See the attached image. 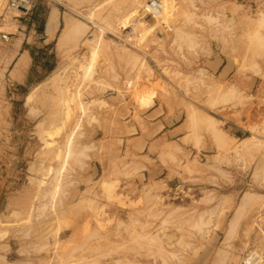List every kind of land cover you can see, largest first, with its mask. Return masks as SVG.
<instances>
[{
	"label": "rangeland",
	"instance_id": "374dc122",
	"mask_svg": "<svg viewBox=\"0 0 264 264\" xmlns=\"http://www.w3.org/2000/svg\"><path fill=\"white\" fill-rule=\"evenodd\" d=\"M48 1L63 18L56 70L14 87L13 54L0 55V264H13L20 244L27 264L264 258V0ZM59 19L54 9L49 33ZM156 97L201 149L162 148L179 187L132 197L120 178L143 162L109 137ZM95 162L104 167L83 190Z\"/></svg>",
	"mask_w": 264,
	"mask_h": 264
},
{
	"label": "crops",
	"instance_id": "0c3cea01",
	"mask_svg": "<svg viewBox=\"0 0 264 264\" xmlns=\"http://www.w3.org/2000/svg\"><path fill=\"white\" fill-rule=\"evenodd\" d=\"M54 9L58 11L59 27L52 34L48 31V23ZM59 8L54 7L48 0H37L33 12L20 22L19 32L12 38L10 53L13 54L11 65L8 69L11 85L18 88L39 86L56 70V40L62 25ZM139 113L140 122L133 121L135 113ZM176 113V112H174ZM170 112L164 102L156 97L153 105L144 111L130 109L131 119L125 121L122 129L113 132L111 138L124 152L128 150L137 154L143 166L136 177L120 178L122 188L129 196H134V190L149 187L152 189L174 190L182 182L175 174V165L171 162L163 164L159 153L162 148L179 146L182 149L198 152L201 147L195 144H186L188 132L184 123L178 119L170 123ZM127 115L126 117H128ZM179 117V114H178ZM183 117L181 116V119ZM120 141V143L118 142ZM154 150V152H151ZM213 156V155H212ZM89 170L81 176L82 184L92 185L97 179V172L104 167L99 162L91 163ZM64 230L61 234L68 231ZM22 244L18 250L19 257L13 264L29 263L27 257L22 256Z\"/></svg>",
	"mask_w": 264,
	"mask_h": 264
},
{
	"label": "built area",
	"instance_id": "2783aa9c",
	"mask_svg": "<svg viewBox=\"0 0 264 264\" xmlns=\"http://www.w3.org/2000/svg\"><path fill=\"white\" fill-rule=\"evenodd\" d=\"M36 2L37 0H0V55L6 49H8V51L10 52V48L12 45V38L16 34V33L4 31L3 30L4 27L7 24H12L13 21H17L20 24L21 21H23L27 16H29L33 12L36 6ZM152 9L155 8H151V9L149 8V10ZM2 65L3 68L5 65L4 63ZM8 69L6 70V73ZM4 77H5V73H4ZM257 259H258L257 257L255 258L252 255V252H248L247 254L244 255L240 264H259Z\"/></svg>",
	"mask_w": 264,
	"mask_h": 264
},
{
	"label": "bare ground",
	"instance_id": "6f19581e",
	"mask_svg": "<svg viewBox=\"0 0 264 264\" xmlns=\"http://www.w3.org/2000/svg\"><path fill=\"white\" fill-rule=\"evenodd\" d=\"M261 18H262V16H261ZM261 20V19H260ZM263 20V19H262ZM261 20V21H262ZM102 31V30H101ZM100 35V34H99ZM89 39H90V37H89ZM90 40H92V42H94V40L93 39H90ZM96 40V39H95ZM104 40V38H103V35L101 34L100 35V41H103ZM96 42V41H95ZM99 45V44H98ZM98 47V46H97ZM64 73V72H63ZM92 77V76H91ZM232 90V89H231ZM230 89H229V91H231ZM228 90H227V92H229ZM230 95V94H229ZM194 112V111H193ZM192 118H194L193 116L191 117V119ZM104 185H107V186H110V184L109 183H107V182H105L104 183ZM103 190V189H102ZM149 191H152V189L151 190H149ZM149 193H151V192H149ZM251 196H253V194L251 193V192H248V193H246V194H244V196H243V198H242V200H241V202H240V205L239 206H237V207H239V209L241 210L242 208H245L249 203H251L250 201H251V199H252V197ZM190 207V206H189ZM241 207V208H240ZM185 209V207H180V206H178V207H176V208H174L171 212L172 213H179L180 211L179 210H184ZM187 209V208H186ZM239 209H237L238 210V212L240 211ZM229 233V232H228ZM227 233V234H228ZM229 236H230V234H228ZM229 236H227V237H229ZM227 237H226V242H228L229 241V239H227ZM71 238V237H70ZM230 238V237H229ZM70 239H68L67 241H69ZM66 241V242H67ZM250 252H252V255L256 258H258L257 259V261H258V263L259 264H264V258H263V256H262V254L258 251V250H254V251H250ZM243 259V258H242ZM241 259V260H242ZM240 263V262H239Z\"/></svg>",
	"mask_w": 264,
	"mask_h": 264
}]
</instances>
